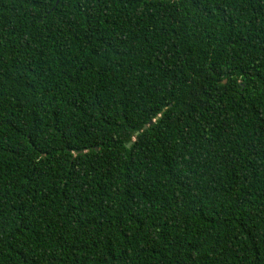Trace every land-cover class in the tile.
Returning a JSON list of instances; mask_svg holds the SVG:
<instances>
[{
  "label": "trees",
  "instance_id": "trees-1",
  "mask_svg": "<svg viewBox=\"0 0 264 264\" xmlns=\"http://www.w3.org/2000/svg\"><path fill=\"white\" fill-rule=\"evenodd\" d=\"M0 264H264V0H0Z\"/></svg>",
  "mask_w": 264,
  "mask_h": 264
},
{
  "label": "water",
  "instance_id": "water-1",
  "mask_svg": "<svg viewBox=\"0 0 264 264\" xmlns=\"http://www.w3.org/2000/svg\"><path fill=\"white\" fill-rule=\"evenodd\" d=\"M146 126H147V125H146V124H144V125H143V128H145ZM138 132H139L138 130H137V131H135V134H138ZM130 143H131V141H129L127 145H129Z\"/></svg>",
  "mask_w": 264,
  "mask_h": 264
}]
</instances>
